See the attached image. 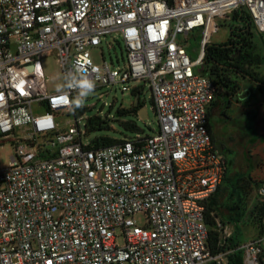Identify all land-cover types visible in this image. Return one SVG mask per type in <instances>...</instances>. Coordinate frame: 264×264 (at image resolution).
<instances>
[{
  "label": "built area",
  "instance_id": "built-area-1",
  "mask_svg": "<svg viewBox=\"0 0 264 264\" xmlns=\"http://www.w3.org/2000/svg\"><path fill=\"white\" fill-rule=\"evenodd\" d=\"M238 9L264 36V0H0V143L14 149L0 167V264H230L236 252L264 264V233L226 248L233 233L216 220L213 253L205 222L227 162L208 131L204 49ZM107 36L124 46L122 69L92 59ZM132 83L148 84L157 130L91 147L75 101L117 86L134 97Z\"/></svg>",
  "mask_w": 264,
  "mask_h": 264
},
{
  "label": "rangeland",
  "instance_id": "rangeland-1",
  "mask_svg": "<svg viewBox=\"0 0 264 264\" xmlns=\"http://www.w3.org/2000/svg\"><path fill=\"white\" fill-rule=\"evenodd\" d=\"M227 38L228 20L220 23L218 32L213 34L210 39V44L221 45L226 42ZM189 43L188 54L191 59H195L199 50V42L192 38ZM254 43L256 53L261 56L262 63L253 71L257 80L261 82H247L236 78L239 85L238 93L229 99L227 109H225L227 104L225 100L216 99L211 108L210 118L215 145L228 161V177L233 182L238 181L239 187L244 186L240 192L241 204L247 212L251 211L254 204L259 201L254 182L264 183V36L256 32ZM90 52L93 61L97 64L104 60L114 68H123L125 50L119 39L117 42H113L112 38L107 36L102 42L101 52L95 49ZM42 68L47 80V87L51 90H60L62 88L61 76L55 61L51 58L44 59ZM131 85L140 88V103L147 109L148 114V119L136 121L140 129L138 133L141 136H151L157 130V118L153 112L149 86L141 83H132ZM120 90V86L114 89L103 88L96 93H85L81 99L75 101L74 104L77 107L86 109L85 114L77 118L82 130L85 129L86 119L95 115L109 123V131L86 134V141L91 142L97 137L104 136L117 140L123 137H134L135 133L125 132L120 127V122L129 119L126 117L118 118L116 115V111L119 109H129L134 97L129 92L122 94ZM222 112L226 114V117L220 115ZM36 113H40V111L38 110ZM13 150L11 141L4 140L0 143V167L9 165ZM224 201V198L220 199V215H218L222 220H225L228 213ZM135 219L138 224L143 222L141 216H136ZM226 226L228 230L234 233V225ZM237 229L236 237L239 244H245L258 236L257 223L251 219L247 218V220L238 223Z\"/></svg>",
  "mask_w": 264,
  "mask_h": 264
},
{
  "label": "trees",
  "instance_id": "trees-1",
  "mask_svg": "<svg viewBox=\"0 0 264 264\" xmlns=\"http://www.w3.org/2000/svg\"><path fill=\"white\" fill-rule=\"evenodd\" d=\"M256 28L250 15L244 9L234 11L228 20V38L221 45L208 44L204 49L203 69L202 72L208 74L213 79L216 85V94L214 101L211 103L208 112V131L212 143L215 145L214 136L211 131L210 118L211 108L214 106L216 99L226 101L225 109L228 108L229 99L233 98L239 91V85L236 78L247 82H259L254 68L262 63L261 56L256 53L254 43ZM261 82V81H260ZM140 92L135 91L136 94ZM142 103L134 106L132 103L129 109H119L116 111L118 118H128L129 120L120 122V127L129 133H137L140 129L137 126L138 111L143 107ZM73 116L79 118L86 112L84 107L73 108ZM222 117H226L224 112L220 113ZM137 121V122H136ZM110 130L108 121L101 119L95 115L87 118L85 122L86 134L93 132H107ZM119 140L112 137L104 136L97 137L90 142L93 148L108 147ZM216 146V145H215ZM227 164L228 161L226 160ZM228 169L226 168L223 180L216 192L205 203V222L209 227L208 247L213 252H217V241L219 234L213 229L216 226V220H219L222 225H234V233L228 239L226 248L239 245L236 237L237 224L247 218L257 223L258 235L264 233V202L260 200L254 204L251 211L247 212L242 208L241 190L244 186L238 185V181L233 182L228 177ZM260 182H254V187L257 188ZM224 198V204L227 208L225 220L219 218L220 199ZM230 264H241V252H236L230 257Z\"/></svg>",
  "mask_w": 264,
  "mask_h": 264
},
{
  "label": "water",
  "instance_id": "water-1",
  "mask_svg": "<svg viewBox=\"0 0 264 264\" xmlns=\"http://www.w3.org/2000/svg\"><path fill=\"white\" fill-rule=\"evenodd\" d=\"M138 103H139V96L137 95L133 100V104L134 106H137ZM137 115H138L139 120L141 121L148 119L147 109L144 106L138 111Z\"/></svg>",
  "mask_w": 264,
  "mask_h": 264
},
{
  "label": "clouds",
  "instance_id": "clouds-1",
  "mask_svg": "<svg viewBox=\"0 0 264 264\" xmlns=\"http://www.w3.org/2000/svg\"><path fill=\"white\" fill-rule=\"evenodd\" d=\"M87 87L90 89L92 87V85L91 84H88Z\"/></svg>",
  "mask_w": 264,
  "mask_h": 264
}]
</instances>
